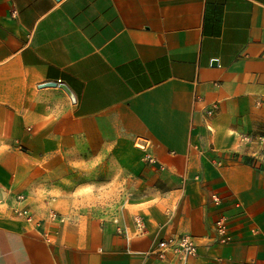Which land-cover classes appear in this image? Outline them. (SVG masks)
<instances>
[{
    "label": "crops",
    "instance_id": "crops-1",
    "mask_svg": "<svg viewBox=\"0 0 264 264\" xmlns=\"http://www.w3.org/2000/svg\"><path fill=\"white\" fill-rule=\"evenodd\" d=\"M262 128L264 0H0V264H264Z\"/></svg>",
    "mask_w": 264,
    "mask_h": 264
},
{
    "label": "built area",
    "instance_id": "built-area-1",
    "mask_svg": "<svg viewBox=\"0 0 264 264\" xmlns=\"http://www.w3.org/2000/svg\"><path fill=\"white\" fill-rule=\"evenodd\" d=\"M215 108L216 104H211L206 110L207 116H213L215 113ZM211 198L215 204H221V198L217 193H213ZM18 201L24 202L25 197L18 196ZM13 210L17 216L23 218L25 221L33 222L34 214L31 212L27 204L16 205ZM48 218L52 221L63 222L65 220V215L56 212L54 209H51L48 213ZM113 222L116 224V231L120 234H123L127 241H130L132 234L128 230V227L121 222L120 218L115 217ZM134 223L135 234L143 235L146 232V223L144 219L141 216H135ZM230 228L229 216L220 215L213 222L214 235L216 237L215 243L224 244L229 242L232 239ZM148 253L149 255H153L161 259L167 257L168 255H173L180 259H188L190 257H195L198 254V244L192 235H172L159 239L156 242L153 250Z\"/></svg>",
    "mask_w": 264,
    "mask_h": 264
},
{
    "label": "rangeland",
    "instance_id": "rangeland-1",
    "mask_svg": "<svg viewBox=\"0 0 264 264\" xmlns=\"http://www.w3.org/2000/svg\"><path fill=\"white\" fill-rule=\"evenodd\" d=\"M257 135H260L261 137H264V128H262V129H258V131H257V134H253V136H257ZM6 200L8 199V198H5ZM14 200H15V202L16 201H18V197L16 196L15 198H13ZM6 200H4L3 198H0V215L1 216H4V215H6V211L8 212V210L10 209V205L8 204V201L6 202ZM124 200L128 203V201H130L129 200V198H124ZM5 203H7V204H5ZM124 203V202H123ZM123 203H121V204H123ZM122 207V206H121ZM114 207L113 209H112V207H109L110 208V210H112V211H109L108 212V219H106V220H108V221H110V222H112L113 221V219L116 217V216H121V218H127V215L129 216V217H133V216H141V214L140 213H135V214H124L123 212H121V210L124 208V207ZM53 208H56V207H53ZM57 209V211L56 212H61L62 214H65L66 216V218H65V220L63 221V222H61V223H59L60 224V227H59V230H60V232L62 231V227H63V225H65V224H69V223H76V221H78L80 218H81V215H82V213H81V208H78V207H76L75 209L74 208H68L67 210H62V209H59V208H56ZM128 217V218H129ZM142 218H144L143 217V215L141 216ZM120 218V217H119ZM127 218V219H128ZM145 219V218H144ZM103 221H105V220H103Z\"/></svg>",
    "mask_w": 264,
    "mask_h": 264
},
{
    "label": "water",
    "instance_id": "water-1",
    "mask_svg": "<svg viewBox=\"0 0 264 264\" xmlns=\"http://www.w3.org/2000/svg\"><path fill=\"white\" fill-rule=\"evenodd\" d=\"M44 85H45V86H46V85H52V86H55V85H57V83H56V82H48V83H46V84H44ZM60 87L63 88V89L69 94V96L71 97V100L74 101V96H73V94L71 93V91L67 88V86H65V85L63 84V85H60Z\"/></svg>",
    "mask_w": 264,
    "mask_h": 264
}]
</instances>
